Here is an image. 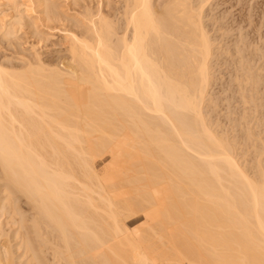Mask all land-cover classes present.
I'll return each mask as SVG.
<instances>
[{
  "label": "bare ground",
  "instance_id": "1",
  "mask_svg": "<svg viewBox=\"0 0 264 264\" xmlns=\"http://www.w3.org/2000/svg\"><path fill=\"white\" fill-rule=\"evenodd\" d=\"M105 1L0 0L3 43L46 42L39 12L68 54L0 59V264H264L258 45L209 28L211 0Z\"/></svg>",
  "mask_w": 264,
  "mask_h": 264
},
{
  "label": "rangeland",
  "instance_id": "2",
  "mask_svg": "<svg viewBox=\"0 0 264 264\" xmlns=\"http://www.w3.org/2000/svg\"><path fill=\"white\" fill-rule=\"evenodd\" d=\"M60 1V3H62L64 9H66L65 11H67V13L71 14V15H75V16H79V11L81 12V9H79V7H83V4H90V6H94L95 8H99L101 7L102 9L104 8L103 6L106 5V1L105 0H88L87 2H84L83 0L79 1V2H82L81 3V6H79L78 4L80 3H73L75 1H73L72 3H67L65 0L64 2H61L63 0H58ZM103 4H101L100 3ZM105 1V2H104ZM115 1V0H114ZM68 6H66L65 4ZM92 3V4H91ZM100 4V5H99ZM209 5L206 6V15L204 17V20H206L207 23L211 24V26L209 28L212 27V24L213 26H215L213 22L216 21V29L220 23L221 27L223 28L220 29V30H225V34L223 33L224 31H221L218 29L217 32L216 29H214V27L212 28V30L210 31L211 34H214L215 35V32H217L216 35L219 34L220 36V33H223L221 35H225L226 37H228V39L224 36H222L223 38H225V41H229L230 43V46L232 48H235L238 47V46H243L244 47V44H245V47L247 49V47H251L250 49H254L257 45L255 50H254V58L255 60L253 61L254 63H252V66L254 67L253 68V72L257 71V70H260V73H261V76L264 77V0H211L209 3ZM75 6L72 7V6ZM70 6V7H69ZM79 6V7H78ZM66 7V8H65ZM78 9H77V8ZM93 7V8H94ZM106 7V6H105ZM70 8H72L70 10ZM94 8V9H95ZM101 8H99L98 10H102ZM70 11H69V10ZM76 9V10H75ZM93 9V10H94ZM75 10V12H74ZM97 9H95L94 11H96ZM211 12V13H210ZM210 13V14H209ZM213 13V14H212ZM208 15V16H207ZM215 15V17H214ZM33 16H35L37 18V20L39 19L38 23L39 25V28L41 31L45 32L46 35L50 36L48 38V40L46 42H43L38 44V37H36L35 35H33L34 33L32 32V29H29L27 27H24V29L20 31V33L18 34L19 37H21L19 39V44L23 49H28L26 50L27 52L29 51L30 52V48H32L31 46L32 45H36L37 47L41 48V51L43 49L42 52H44L45 55H42L44 58H46L47 61L49 60H53V62L56 64H59V66H63L64 62L66 63L65 61V57L67 58V49H66V43H65V38H64V35H65V32L66 30H64V27H63V24L62 22H52L51 24L50 23H46V21H44V17L42 15H39V12H36L35 14H33ZM40 16L42 17V19H40ZM211 17V18H210ZM207 18V19H206ZM210 18V19H209ZM215 20H214V19ZM218 18V19H217ZM219 20V21H218ZM42 22H45V23H42ZM58 24L59 26H61L62 28H57L56 29V26L58 25H55V24ZM222 23V24H221ZM50 25L47 27V25ZM208 24V25H209ZM55 25V26H54ZM44 26V27H43ZM46 26V27H45ZM53 26V27H51ZM52 30H51V28ZM55 27V28H54ZM28 29V30H27ZM64 30V31H63ZM22 32V33H21ZM24 32V33H23ZM27 32V33H26ZM214 32V33H213ZM64 33V34H63ZM67 33V32H66ZM63 34V35H62ZM22 35V36H20ZM55 35V36H54ZM26 36V37H25ZM34 36V37H32ZM53 37V38H52ZM63 37V39H62ZM60 38V39H59ZM28 39V40H26ZM227 39V40H226ZM246 39V40H245ZM54 40V41H53ZM59 40V41H58ZM244 44H243V42ZM58 42V43H57ZM60 42V44H59ZM64 42L65 43V46H64ZM232 42V44H231ZM0 43H3V41L0 40ZM21 43V44H20ZM50 43V44H49ZM255 43V44H254ZM16 43H14V46ZM236 44V45H235ZM248 44V46H247ZM8 46L6 45L5 43L3 44H0V59H5L3 56H7V58L10 60H7L8 61H5V62H12V64L14 65V62L15 61V67L16 65H18L17 67H19V64L21 65V55H20V50H18V48L20 46ZM31 45V46H30ZM58 45V46H57ZM234 45V47H233ZM238 45V46H237ZM5 46L4 50H3V47ZM29 46V47H28ZM50 46V48H49ZM18 47V48H17ZM57 47V48H56ZM65 47V48H64ZM244 47V48H245ZM14 48V49H13ZM50 49L51 51H46L48 49ZM259 48V49H258ZM16 49V50H15ZM53 49V50H52ZM58 49V50H57ZM60 49V50H59ZM249 49V48H248ZM249 49V50H250ZM252 49V50H253ZM258 49V50H257ZM14 50V51H13ZM46 52H45V51ZM62 50V51H61ZM17 51V52H15ZM56 51V52H55ZM258 51V52H257ZM260 51V52H259ZM3 52V53H2ZM5 52V54H4ZM19 52V53H18ZM49 52V53H48ZM61 52V53H60ZM259 53V54H258ZM29 54V53H28ZM54 54V55H53ZM256 54V55H255ZM3 55V56H2ZM52 55V56H51ZM13 56V57H12ZM20 56V57H19ZM49 56V57H48ZM64 57V58H63ZM18 58V59H17ZM52 58V59H51ZM63 58V59H62ZM15 59V60H14ZM62 60V61H61ZM64 60V62H63ZM67 60V59H66ZM50 62V61H49ZM52 62V63H53ZM19 63V64H18ZM63 63V64H62ZM221 63V61H220ZM219 63V64H220ZM218 64V65H219ZM223 64V63H222ZM217 65V66H218ZM230 65V66H229ZM228 68H227V67ZM216 68V78L214 81V84H213V92L216 93L215 95V98L216 97H219V99L221 98V104H222V108L224 109V112L227 113V110H229L231 112V110L235 108V106L237 105L236 101H237V98L234 94H232V89L233 88V84H232V79L233 78V75L232 73L230 72L233 68L231 67V64H227L225 63L224 65H219L218 67H216V65L214 66ZM222 67V68H221ZM220 68V69H219ZM227 69V70H226ZM219 70V71H218ZM255 70V71H254ZM215 73V74H216ZM222 73V74H221ZM221 74V75H219ZM232 75V76H231ZM213 93V94H214ZM222 94V95H221ZM221 96V97H220ZM224 96V97H223ZM231 96V97H230ZM224 99V101H223ZM225 104V105H224ZM226 106V107H225ZM230 106V108H228ZM234 106V107H233ZM232 107V108H231ZM231 109V110H230ZM228 111V112H229ZM263 115H264V112H263ZM262 115V116H263ZM261 116V117H262ZM264 118V117H263ZM262 118V122L264 121V119ZM261 125V123H260ZM260 129L261 126H259ZM264 130V128H263ZM264 135V133H262V136ZM132 218V219H131ZM133 220V216L131 217H127L126 221L128 220L129 221ZM127 226V225H126ZM130 225L127 226L128 229H131L129 228Z\"/></svg>",
  "mask_w": 264,
  "mask_h": 264
}]
</instances>
